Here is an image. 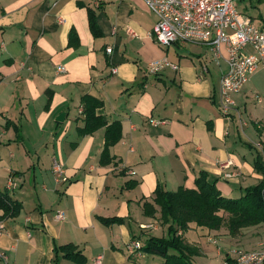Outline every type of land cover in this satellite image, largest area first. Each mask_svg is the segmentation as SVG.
<instances>
[{"label":"crops","instance_id":"crops-1","mask_svg":"<svg viewBox=\"0 0 264 264\" xmlns=\"http://www.w3.org/2000/svg\"><path fill=\"white\" fill-rule=\"evenodd\" d=\"M239 1L251 13L236 0L238 11L264 27V0ZM155 21L143 0H0V191L19 206L3 216L0 209V264H166L129 246L166 235L153 200L157 185L195 188L204 171L236 198L262 178L254 160L264 166V68L233 95L237 110L223 114L225 44L218 51L190 41L163 46L152 36ZM161 58L177 69L150 72ZM84 97L100 103V124L87 121ZM107 126L115 141L104 151ZM97 216L124 222L103 224ZM189 226L182 236L194 248L192 264L212 256L222 264L235 248L264 245V222L236 235L225 226ZM65 244L83 256L55 257L54 245Z\"/></svg>","mask_w":264,"mask_h":264},{"label":"built area","instance_id":"built-area-1","mask_svg":"<svg viewBox=\"0 0 264 264\" xmlns=\"http://www.w3.org/2000/svg\"><path fill=\"white\" fill-rule=\"evenodd\" d=\"M143 1L156 17L152 36L158 44L169 46L177 42H199L209 44L217 51L219 45L225 44L227 70L220 78L219 109L223 114L237 110L233 95L241 91L249 76L259 67L264 68V27L256 26L248 16L238 11L235 0ZM246 46H250L252 51L246 50ZM106 51L111 52V47H107ZM165 66L174 70L178 67L166 58H161L149 63L148 69L156 73ZM57 69L65 70L63 66ZM151 122L156 124L159 120L153 119ZM53 169L60 180H65L59 163L54 162ZM13 184L12 179H9L8 186ZM56 218L63 219L64 213L58 212ZM3 229L4 222L0 219V234ZM129 246L134 251L141 244L133 241ZM2 259L5 260V256L0 253ZM222 264H264V245L250 250L235 248Z\"/></svg>","mask_w":264,"mask_h":264},{"label":"trees","instance_id":"trees-1","mask_svg":"<svg viewBox=\"0 0 264 264\" xmlns=\"http://www.w3.org/2000/svg\"><path fill=\"white\" fill-rule=\"evenodd\" d=\"M89 27L92 33L98 34L94 14L91 11ZM84 100L89 101L87 110H84L87 114V121L92 120V123L100 124L101 121H98L99 119L94 113V109L100 103L90 97H84ZM110 127L107 126L105 132L104 151L115 141L111 139L114 133ZM92 128L93 126H86L83 130L87 132ZM118 137L119 135L116 136L117 139ZM254 167L261 173L262 178L257 184L244 188L241 195L236 198L224 196L216 187L215 182L208 180V174L204 171H201L195 178V188L180 187L176 191H168L157 185L153 200L159 206L161 222L166 225V235L149 236L140 250L144 253L158 254L164 257L166 264H192L190 256L193 254L194 248L185 243L182 236L183 232L190 228L191 223L196 227L207 229H219L226 226L229 234L236 235L243 227L264 222V166L258 157L254 160ZM18 207L15 201L0 191L2 216L13 214L18 210ZM143 208L144 213L149 214L147 206L143 205ZM97 218L101 223L108 225L124 222L123 217L97 216ZM53 251L55 257L59 252H62V256L67 259H79L83 256L70 244L54 245ZM84 260L82 257V262Z\"/></svg>","mask_w":264,"mask_h":264},{"label":"rangeland","instance_id":"rangeland-1","mask_svg":"<svg viewBox=\"0 0 264 264\" xmlns=\"http://www.w3.org/2000/svg\"><path fill=\"white\" fill-rule=\"evenodd\" d=\"M236 1V0H235ZM242 6H244V2L243 1H239L237 0V8H239V10H241L242 12H244L245 14H250L251 13V7H247L246 9H242ZM255 10V8H254ZM255 12H258L255 10ZM255 18L258 19V16L257 15H254ZM225 228L227 229V227L225 226ZM207 244V248H208V251L211 252V254H215L216 253V246L212 245V244ZM201 263L202 264H216L217 263V259L216 257L212 256V258L208 257V258H203L201 260Z\"/></svg>","mask_w":264,"mask_h":264},{"label":"water","instance_id":"water-1","mask_svg":"<svg viewBox=\"0 0 264 264\" xmlns=\"http://www.w3.org/2000/svg\"><path fill=\"white\" fill-rule=\"evenodd\" d=\"M63 118V115L61 114L60 116H59V119H62Z\"/></svg>","mask_w":264,"mask_h":264}]
</instances>
